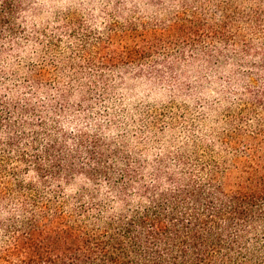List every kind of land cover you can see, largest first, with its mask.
<instances>
[{"label":"trees","instance_id":"obj_1","mask_svg":"<svg viewBox=\"0 0 264 264\" xmlns=\"http://www.w3.org/2000/svg\"><path fill=\"white\" fill-rule=\"evenodd\" d=\"M21 5L0 0V90L21 77L34 91L52 84L54 93L40 108L10 90L0 95V264H264V0H149L152 16L133 10L124 23L110 16L94 38L67 30L87 65L162 60L176 79L183 61L229 75L234 107L216 139L151 163L104 143L101 132L78 130L106 75L73 74L62 87L61 73L39 62L24 75L13 68L7 79L1 60L21 53ZM39 34L46 49L57 47L59 37ZM54 60L48 64L59 72L64 64ZM83 79L91 85L83 88ZM76 91L83 98L76 106H88L85 118L70 109ZM52 102L75 132L54 120ZM97 125L91 129L100 131Z\"/></svg>","mask_w":264,"mask_h":264},{"label":"rangeland","instance_id":"obj_2","mask_svg":"<svg viewBox=\"0 0 264 264\" xmlns=\"http://www.w3.org/2000/svg\"><path fill=\"white\" fill-rule=\"evenodd\" d=\"M134 1L135 3L132 0H22L16 21L21 32L17 37L21 53L17 58L5 56L1 61L9 64L6 67L7 79L13 68H18L20 74L24 75L29 72L30 65L47 62L50 74L61 73L58 75L59 85L62 87L68 84V77L73 74H78L81 78L106 75L108 84L102 95V83L96 82L97 90L93 92L89 102L92 110L87 113L89 118H85L84 113L81 115L82 111L88 110V106L82 110L76 106L83 99L77 91L70 98L72 113L85 118L79 122L78 130L89 135L102 133L104 143L125 145L135 152L137 158L149 163L156 157L171 162L172 155L176 152L185 156L190 154L196 142L199 149L213 142L218 133L222 132L226 122L225 112L234 107L232 103L235 100L227 89L229 75L222 70L209 73L202 68L190 67L191 64L182 65L184 62L181 61L177 69L180 76L175 79L167 70L168 66H162V60L145 62L139 67L121 63L117 66L103 65L101 59H96L93 65H87L77 53L76 38L69 36L68 31H74L77 35L85 33L94 38L107 31L110 16H115L119 23H124L133 10L137 11L136 16L143 18L153 15L152 8L148 7L149 0ZM117 4H121V12L113 14ZM207 9L208 12L212 11V6ZM67 19L72 21L65 24ZM40 32L59 37L56 50L46 49V37L41 36ZM34 36L39 39L34 40ZM53 59L59 66L64 64V67L58 68L59 72L48 64ZM71 60L75 67L68 66ZM20 78H11L8 84H4L6 89L0 90V95L6 98L10 90L14 98L25 96L30 98L35 107L40 108L42 101L54 93L52 84H48L46 90L41 86L34 91L35 88L30 83L22 85ZM82 81L83 88L91 85L86 79ZM58 106L59 104L52 102L51 116L55 115L54 120L61 123L66 133L75 132L72 120L66 117L68 112H57L55 109ZM46 120L50 121L51 118ZM96 124L100 131L95 127L91 129ZM68 144L72 147V142ZM79 184L80 182H76L73 187L76 188Z\"/></svg>","mask_w":264,"mask_h":264}]
</instances>
